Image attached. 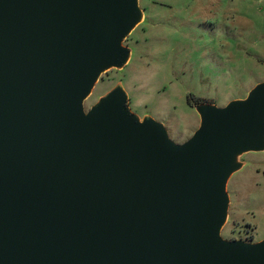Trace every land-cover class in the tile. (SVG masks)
<instances>
[{
    "label": "water",
    "instance_id": "obj_1",
    "mask_svg": "<svg viewBox=\"0 0 264 264\" xmlns=\"http://www.w3.org/2000/svg\"><path fill=\"white\" fill-rule=\"evenodd\" d=\"M139 0H0V264H264L228 241V182L264 152V80L198 103L184 143L132 112L121 83Z\"/></svg>",
    "mask_w": 264,
    "mask_h": 264
},
{
    "label": "rangeland",
    "instance_id": "obj_2",
    "mask_svg": "<svg viewBox=\"0 0 264 264\" xmlns=\"http://www.w3.org/2000/svg\"><path fill=\"white\" fill-rule=\"evenodd\" d=\"M143 22L125 40L122 70H109L84 102L88 111L121 83L141 118L162 123L182 144L200 124L198 103L226 106L264 80V0H139ZM228 182L230 207L221 236L264 239V152L241 158Z\"/></svg>",
    "mask_w": 264,
    "mask_h": 264
}]
</instances>
